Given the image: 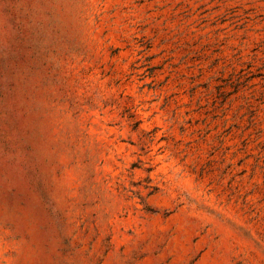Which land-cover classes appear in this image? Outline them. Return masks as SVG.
Here are the masks:
<instances>
[{
  "label": "rangeland",
  "instance_id": "rangeland-1",
  "mask_svg": "<svg viewBox=\"0 0 264 264\" xmlns=\"http://www.w3.org/2000/svg\"><path fill=\"white\" fill-rule=\"evenodd\" d=\"M0 264H264V0H0Z\"/></svg>",
  "mask_w": 264,
  "mask_h": 264
}]
</instances>
